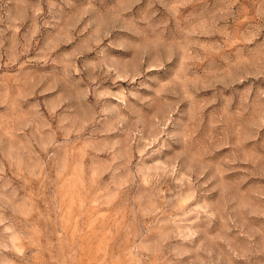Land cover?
<instances>
[{"label":"rangeland","instance_id":"374dc122","mask_svg":"<svg viewBox=\"0 0 264 264\" xmlns=\"http://www.w3.org/2000/svg\"><path fill=\"white\" fill-rule=\"evenodd\" d=\"M0 264H264V0H0Z\"/></svg>","mask_w":264,"mask_h":264}]
</instances>
